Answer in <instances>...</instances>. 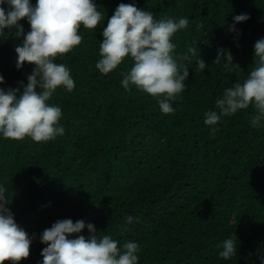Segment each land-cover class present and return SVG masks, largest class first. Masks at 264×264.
<instances>
[{"label": "trees", "instance_id": "obj_1", "mask_svg": "<svg viewBox=\"0 0 264 264\" xmlns=\"http://www.w3.org/2000/svg\"><path fill=\"white\" fill-rule=\"evenodd\" d=\"M35 4V0H30ZM105 18L80 28L82 41L57 56L74 79L71 92L58 88L50 103L61 108L62 136L48 142L0 138V184L7 207L31 243L16 264H40L41 232L57 220L92 223L98 235L139 245L138 264H259L264 255V126L251 127L249 106L225 116L210 132L204 112L215 110L223 89L254 67L253 44L264 36V0H94ZM119 3L151 11L154 18L187 17L174 33L175 53L190 47L185 89L163 114L156 99L120 84L131 66L95 68L101 33ZM249 19L235 24L233 17ZM24 33L30 28L18 22ZM10 31V33H9ZM23 35L6 27L0 37V88L27 83L34 65L15 67ZM222 49L230 53L214 62ZM205 69L196 68V60ZM238 67L235 68L233 65ZM133 222L125 226V216ZM237 239L236 255L218 256L221 242ZM77 234H73L75 236ZM79 235L88 236L87 229ZM3 264H13L5 260Z\"/></svg>", "mask_w": 264, "mask_h": 264}, {"label": "clouds", "instance_id": "obj_2", "mask_svg": "<svg viewBox=\"0 0 264 264\" xmlns=\"http://www.w3.org/2000/svg\"><path fill=\"white\" fill-rule=\"evenodd\" d=\"M21 18L29 24L27 33L18 23ZM104 18L94 0H35V4L30 0H0V37L6 27L14 28L16 37L23 35L14 49L15 67L20 69L25 62L34 65L26 84L18 81L17 88H0V138L21 140L27 136L35 142H48L64 134L61 108L49 101L58 88L71 92L75 82L69 68L54 61L81 43V27L94 29ZM247 19V13L235 15L229 32L235 30L236 23ZM188 23L184 16L156 19L151 11L119 3L101 33L100 58L95 68L108 74L126 57L130 58L131 66L121 73L122 87L127 91L134 86L151 95L163 114H171L175 111L172 101L184 91L189 75L183 61L193 51L189 47L183 55L176 54L171 38ZM224 57L231 62V54L219 49L214 62ZM253 58L255 66L243 80L224 88L215 99V110L204 112L203 123L210 132L217 130L223 117L249 106L255 109L250 126H264V36L254 42ZM205 67L198 58L196 68L202 72ZM3 83L0 75V84ZM7 192L0 184V264L5 260L16 264L28 257L31 237L15 222L7 207ZM124 220L126 226L133 217L127 215ZM85 228L87 238L79 235ZM233 236L235 239L230 236L221 242L218 256L225 260L236 255L237 239L234 233ZM39 240L46 245L40 252V264H138L139 245L135 241L120 244L107 234L98 235L92 223L80 219L55 221L41 232ZM258 259L259 264H264V255Z\"/></svg>", "mask_w": 264, "mask_h": 264}, {"label": "water", "instance_id": "obj_3", "mask_svg": "<svg viewBox=\"0 0 264 264\" xmlns=\"http://www.w3.org/2000/svg\"><path fill=\"white\" fill-rule=\"evenodd\" d=\"M9 33H10V31H9Z\"/></svg>", "mask_w": 264, "mask_h": 264}]
</instances>
